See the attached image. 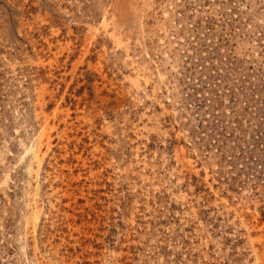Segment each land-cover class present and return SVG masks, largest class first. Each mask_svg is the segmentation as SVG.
I'll use <instances>...</instances> for the list:
<instances>
[{"label":"rangeland","instance_id":"rangeland-1","mask_svg":"<svg viewBox=\"0 0 264 264\" xmlns=\"http://www.w3.org/2000/svg\"><path fill=\"white\" fill-rule=\"evenodd\" d=\"M0 264H264V0H0Z\"/></svg>","mask_w":264,"mask_h":264}]
</instances>
